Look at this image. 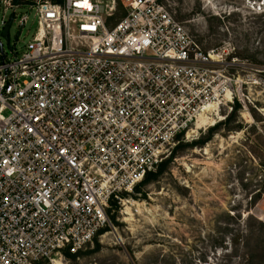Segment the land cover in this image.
<instances>
[{
  "label": "built area",
  "instance_id": "2783aa9c",
  "mask_svg": "<svg viewBox=\"0 0 264 264\" xmlns=\"http://www.w3.org/2000/svg\"><path fill=\"white\" fill-rule=\"evenodd\" d=\"M120 1L0 0V264L78 253L179 135L245 104L237 59L158 0ZM14 24L30 40L6 47Z\"/></svg>",
  "mask_w": 264,
  "mask_h": 264
},
{
  "label": "rangeland",
  "instance_id": "374dc122",
  "mask_svg": "<svg viewBox=\"0 0 264 264\" xmlns=\"http://www.w3.org/2000/svg\"><path fill=\"white\" fill-rule=\"evenodd\" d=\"M158 1L203 50L242 64L231 72L245 104L223 103L208 126L179 135L166 160L113 202L111 228L63 262L264 264V0ZM20 31L14 24L2 36L6 47L30 40Z\"/></svg>",
  "mask_w": 264,
  "mask_h": 264
},
{
  "label": "bare ground",
  "instance_id": "6f19581e",
  "mask_svg": "<svg viewBox=\"0 0 264 264\" xmlns=\"http://www.w3.org/2000/svg\"><path fill=\"white\" fill-rule=\"evenodd\" d=\"M231 99H232V98H231L230 96H228V100H227V101L230 102ZM217 114H218V113H217ZM217 114H216V115H217ZM214 117H215V116H214ZM211 120H212V117H211ZM211 122H212V121H211ZM213 123H214V121H213ZM202 127H203V126H201V127L198 126L197 129H200V128H202ZM207 150H208V149H207ZM207 152H208V151H207ZM128 210H129V209H128ZM59 260L64 264L63 260H61V259H59ZM56 262H57V261H55V264H57Z\"/></svg>",
  "mask_w": 264,
  "mask_h": 264
},
{
  "label": "trees",
  "instance_id": "16d2710c",
  "mask_svg": "<svg viewBox=\"0 0 264 264\" xmlns=\"http://www.w3.org/2000/svg\"><path fill=\"white\" fill-rule=\"evenodd\" d=\"M113 207H114V208H117L118 206H117V204H113Z\"/></svg>",
  "mask_w": 264,
  "mask_h": 264
}]
</instances>
